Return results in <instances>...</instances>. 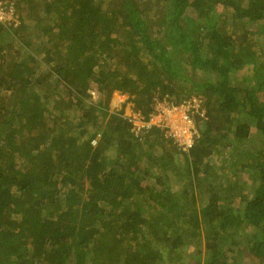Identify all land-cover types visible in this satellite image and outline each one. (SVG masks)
Segmentation results:
<instances>
[{
    "label": "trees",
    "instance_id": "1",
    "mask_svg": "<svg viewBox=\"0 0 264 264\" xmlns=\"http://www.w3.org/2000/svg\"><path fill=\"white\" fill-rule=\"evenodd\" d=\"M0 2L20 19L0 22V264H187L192 242L191 264H264V44L236 23L264 35V0ZM116 90L144 114L195 93L208 118L186 153L108 113ZM219 147L239 151L220 174Z\"/></svg>",
    "mask_w": 264,
    "mask_h": 264
},
{
    "label": "built area",
    "instance_id": "2",
    "mask_svg": "<svg viewBox=\"0 0 264 264\" xmlns=\"http://www.w3.org/2000/svg\"><path fill=\"white\" fill-rule=\"evenodd\" d=\"M0 22L6 23L8 28H12L17 23L13 8L1 2ZM123 101L124 99L114 102L115 112L120 110ZM201 101V97L196 94H190L178 101L168 95L155 96L149 113L144 114L126 103L128 107L121 115L129 124L130 132L134 136H139L155 127L160 128L165 139L170 140L178 150L187 153L199 137L200 124L208 118ZM95 142V139L92 140L93 144Z\"/></svg>",
    "mask_w": 264,
    "mask_h": 264
},
{
    "label": "rangeland",
    "instance_id": "3",
    "mask_svg": "<svg viewBox=\"0 0 264 264\" xmlns=\"http://www.w3.org/2000/svg\"><path fill=\"white\" fill-rule=\"evenodd\" d=\"M219 9H221V11L226 14V16L229 18V12H227V9L226 8H223L222 5H218ZM238 24V28H245L246 30H248L250 32L249 34V42L252 44V47L253 49L259 53L260 51V41L264 44V35L260 34L261 30H262V24L261 23H256L254 21H250L248 19H244V20H238L236 22ZM236 24V25H237ZM230 25H235V23L231 24ZM257 34V35H255ZM250 73V65H245L243 68H241L240 70H238L237 72H235L234 74V83H241L244 78L246 77L247 74ZM88 93L90 95V101L91 102H97L98 99H99V94H98V91L96 90V88L94 87H91L89 88L88 90ZM192 94H195V93H192ZM124 94H121V95H118V92H112L111 94V97H110V100H109V103H108V113L112 112L115 110V103L121 101L124 99V101H126L129 104L130 101L128 100V95L125 94L124 96H122ZM198 95V94H197ZM200 96V95H199ZM202 97V96H200ZM127 105V107H128ZM118 107V106H116ZM102 116H97V121L99 122L100 119H101ZM243 122H246L250 125V133H249V136H248V145L249 147H254V146H262L263 144V137L261 135L258 134V132L256 131V128L254 126V120L252 119H249V118H246L244 116H242V114H240L239 116ZM161 150H157V153H160ZM239 151H232V150H228L227 148H223V147H219L217 149H214L212 155L207 159L208 162L214 164L216 167H217V172L218 174L221 173V169H220V166H224V168H227V171L229 172L230 171V164L232 163L231 160H235L238 158V153ZM150 173L149 177H148V183H152L154 185L157 184V180H156V174H157V171L155 170V168H151V170L148 171ZM193 177V175L191 176ZM232 177L231 175H227L226 176H223V178L221 180H226V178H229ZM168 180H169V184L172 188L173 191H177L179 190V188L183 187L186 183H187V180L185 179V177H181V175L178 173V171H172V170H168ZM224 180V181H225ZM246 180L247 177H246ZM211 182V181H209ZM249 182V180L247 181ZM158 186V185H157ZM245 194H247L249 191H248V188L247 189H244L243 191ZM198 194V195H197ZM205 194V188L204 189H199V190H196V201L197 203H199L200 201V198L202 196H204ZM247 196H250L249 194ZM201 246H202V250H203V242L201 243ZM195 254L194 252V245H193V242L191 243L190 246H188L186 248V253H185V257H186V263L189 264L190 263V257H193V255ZM126 262V261H125ZM125 262L123 261L122 264H125ZM169 263V261H167ZM179 263H185V261L183 262H179ZM178 263V264H179ZM191 264V263H190Z\"/></svg>",
    "mask_w": 264,
    "mask_h": 264
},
{
    "label": "clouds",
    "instance_id": "4",
    "mask_svg": "<svg viewBox=\"0 0 264 264\" xmlns=\"http://www.w3.org/2000/svg\"><path fill=\"white\" fill-rule=\"evenodd\" d=\"M14 15L16 16V19H17V23L12 27V28H14V27H16L19 23H20V19H19V17H18V15L15 13V11H14ZM2 24H4V25H6L7 26V24L6 23H3V22H1ZM114 92H118V95H121V94H126V93H123V92H120V91H114ZM124 95H122V96H124ZM166 95V94H165ZM197 95V94H196ZM164 96V95H163ZM175 101H178V100H175ZM126 101H123L122 103H121V108H120V110L117 112V114L120 116V117H122V113L124 112V110L125 109H127L126 107H127V105H126ZM130 105H132V108H134V105H133V103L130 101ZM135 109V108H134ZM116 111V109L114 110V111H112V112H115ZM123 118V117H122ZM124 119V118H123ZM125 120V119H124ZM126 121V120H125ZM127 122V121H126ZM91 144H93L92 143V141H91ZM96 144V142L94 143V145Z\"/></svg>",
    "mask_w": 264,
    "mask_h": 264
}]
</instances>
